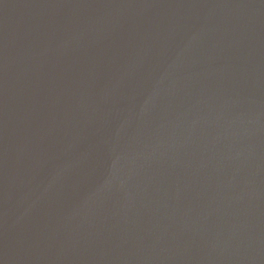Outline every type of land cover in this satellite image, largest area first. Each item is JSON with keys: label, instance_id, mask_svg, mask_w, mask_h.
I'll use <instances>...</instances> for the list:
<instances>
[{"label": "water", "instance_id": "obj_1", "mask_svg": "<svg viewBox=\"0 0 264 264\" xmlns=\"http://www.w3.org/2000/svg\"><path fill=\"white\" fill-rule=\"evenodd\" d=\"M0 264H264V0H0Z\"/></svg>", "mask_w": 264, "mask_h": 264}]
</instances>
